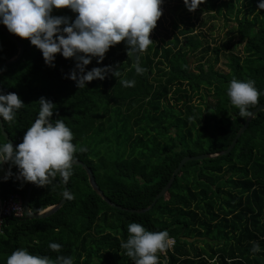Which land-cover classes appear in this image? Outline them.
<instances>
[{
  "label": "trees",
  "instance_id": "16d2710c",
  "mask_svg": "<svg viewBox=\"0 0 264 264\" xmlns=\"http://www.w3.org/2000/svg\"><path fill=\"white\" fill-rule=\"evenodd\" d=\"M171 1L163 0L161 9ZM175 1L167 9L180 15V23L172 18L173 32L157 26L150 31L154 45L140 56L143 74L135 72L134 57L127 56L122 40L109 47L102 61L92 57L85 66L87 71L109 65L120 76L108 73L83 88L67 77L73 58L56 53L54 66H49L38 48L14 34L24 51L16 62L0 65V92L16 93L24 106L13 121L2 120L9 137L20 143L39 110L38 99L53 101L50 121L63 120L77 149H86L78 150L75 159L91 168L106 197L127 208L148 206L184 156L227 148L247 117L230 104L228 82L233 77L252 79L264 92V9L257 10V0H203L188 11L183 0ZM51 15L66 16L71 23L76 13L65 6L54 7ZM219 18L227 28L219 41L197 30L208 19ZM18 51L0 30V63ZM121 78L135 83L121 86ZM259 104H264V95L249 111ZM107 130L115 139L103 147L106 138L101 134ZM5 141L0 131V142ZM8 167L3 165L0 177ZM72 169L67 186L74 199L55 213L4 219L0 264L20 247L53 259L71 255L74 264H134L120 248L131 222L150 231L167 230L173 238L171 247L157 252L158 264H208L213 257L216 264H264V110L252 117L229 153L187 161L167 192L142 213L110 206L92 190L81 166ZM11 171L7 180L0 178V198L18 194L23 200L29 182L16 178L14 165ZM62 192L58 176L50 185L33 184L31 211L58 202ZM253 241L259 252L250 251ZM49 242L60 243V253L50 250Z\"/></svg>",
  "mask_w": 264,
  "mask_h": 264
},
{
  "label": "clouds",
  "instance_id": "9594fccd",
  "mask_svg": "<svg viewBox=\"0 0 264 264\" xmlns=\"http://www.w3.org/2000/svg\"><path fill=\"white\" fill-rule=\"evenodd\" d=\"M163 0H0V24L7 31L21 38H27L38 48L45 64L54 66V54L75 60L74 69L67 77L75 81L77 88L85 87L86 82L99 78L103 80L108 73L119 77V71L112 66H85L95 57L97 63L103 60L110 46L123 40L127 56L134 57L132 67L138 74L146 69L140 64V56L154 45L150 31L162 14ZM203 0H183L188 11L195 10ZM67 7L76 13L69 23L66 16L51 15L52 9ZM257 10L264 9V0H257ZM63 25V27H61ZM55 34V35H54ZM134 80L120 79L121 86L131 87ZM231 105L235 106L241 117L250 115L249 106L258 103L264 92L257 90L252 79L240 80L233 77L226 88ZM39 110L34 121L23 134L22 141L13 147L6 140L0 142V169L7 163L3 177L7 180L13 175L11 167L17 169L16 178L32 182L37 186L52 184L59 176L60 182L67 184L73 175L72 165L75 153L86 151L73 141V132L61 119L51 121L56 105L41 96ZM24 102L14 92H0V120L13 121L17 110ZM62 196L67 200L74 195L65 189ZM28 212V210H27ZM128 236L120 241V248L134 264H158L157 252L164 253L173 240L167 230L150 231L137 222L127 225ZM48 248L60 253L62 245L49 242ZM252 253L260 251V245L253 241ZM207 259V258H205ZM5 264H74L71 255L58 254L54 259L47 255L30 254L26 248L13 250L5 259ZM216 264V257L208 261ZM227 264H232L231 260Z\"/></svg>",
  "mask_w": 264,
  "mask_h": 264
},
{
  "label": "water",
  "instance_id": "95a60500",
  "mask_svg": "<svg viewBox=\"0 0 264 264\" xmlns=\"http://www.w3.org/2000/svg\"><path fill=\"white\" fill-rule=\"evenodd\" d=\"M0 30L6 35L8 36V38L10 40H12L13 42L16 43V45L18 46V53L16 55H14L13 57L9 58L8 60H6L4 63H0V65L2 64H9L12 62H16L17 60L20 59V57L23 54L24 51V45L22 44V42L20 40H18L16 38V36L10 32L7 31V29L5 28V26H3L2 24H0ZM264 110V104H259L257 105L254 109L251 110L250 115H248L245 118V121L243 123V125L239 128V130L236 132L234 138L232 139L231 143L227 146V148L220 150L216 153H202V154H197V155H187L184 156L180 162L178 163V165L176 166V168L173 170V173L171 175V177L169 178L168 182L165 184V186L154 196L152 202L143 208H127V207H123L119 204H116L114 202H112L108 197L105 196V194L103 193V191L100 189L99 185L97 184L96 180H95V176L91 170V168L84 163L81 160L75 159V162L73 163V165H79L81 166L86 175H87V180L89 185L91 186L92 190L96 192V194H98L106 203H108L110 206L120 209V210H124V211H130V212H137V213H142L145 211H148L157 201V199H159L160 197H162L167 190L169 189V187L171 186L172 182L175 179V176L178 174V172L180 171L181 167L189 160H201V159H205V158H209V157H214V156H220V155H224L230 152V150L233 148V146L235 145L237 139L240 137V135L245 131V129L247 128L250 120L252 119V117L258 112ZM51 122V121H50ZM0 131L2 136L4 137L5 140L10 141L13 144V147H15L16 143L9 137L8 133L6 132L3 122L2 120H0ZM59 180L60 177L58 176ZM33 184L32 182L28 183L27 186V192L26 195L23 199V211H24V215L27 218H45L53 213H55L65 202H66V198H64L63 196L61 197V199L44 208L41 211H37V212H33L30 209V205H29V199H30V194L33 188ZM63 186V191L65 189L68 190V186L67 184H63L61 183ZM69 191V190H68ZM28 210V212H27Z\"/></svg>",
  "mask_w": 264,
  "mask_h": 264
},
{
  "label": "rangeland",
  "instance_id": "374dc122",
  "mask_svg": "<svg viewBox=\"0 0 264 264\" xmlns=\"http://www.w3.org/2000/svg\"><path fill=\"white\" fill-rule=\"evenodd\" d=\"M175 3H176V1L172 0L170 3H168V7H172ZM168 7L162 8V14L157 19L156 24H155V26H157L158 29L160 31H163V32H164V28H166L167 30L173 32V29H172V27L170 25V20L172 18L174 20H176L178 23H180L178 21L180 15H178L177 13L174 14L173 12L168 11V9H167ZM232 22H233V20H232ZM211 24H214L215 27H212L211 29H209ZM201 29L205 31V34L207 36L211 35V36L215 37L217 39V41H219L225 35V31H226L227 28L223 27V18H219V19H208L207 22H206V25L197 27V30H201ZM174 32L177 33V30H174ZM210 32H211V34H210ZM233 41H235V40H233ZM197 101H198V99H194V102H197ZM208 105L209 106H213L214 105V99H210L209 102H208ZM170 132L173 133L174 132L173 129H171ZM111 133L112 132L111 131L108 132V130L106 132L105 131L102 132L101 137L102 138H106V140H104V142L102 144L103 147L107 146L106 144L109 143L108 139H110V140H112V139L114 140L115 139V137ZM96 139H98V138H96ZM90 141L92 143V140H90ZM114 143L115 142L111 143L110 147L113 148ZM92 146L94 148L95 145L92 144ZM100 148H101L100 145L96 146V150H98V152H100ZM170 238H172V237H170ZM172 240H173V238H172Z\"/></svg>",
  "mask_w": 264,
  "mask_h": 264
},
{
  "label": "built area",
  "instance_id": "2783aa9c",
  "mask_svg": "<svg viewBox=\"0 0 264 264\" xmlns=\"http://www.w3.org/2000/svg\"><path fill=\"white\" fill-rule=\"evenodd\" d=\"M23 214V200L18 194H11L6 198H0V232L2 231V223L6 217L19 218ZM172 245L173 243L170 247Z\"/></svg>",
  "mask_w": 264,
  "mask_h": 264
}]
</instances>
